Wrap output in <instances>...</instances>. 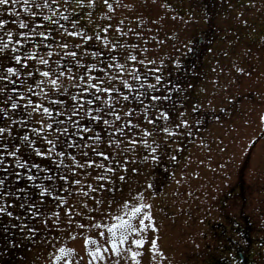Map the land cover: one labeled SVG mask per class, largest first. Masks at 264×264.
Instances as JSON below:
<instances>
[{
	"label": "rangeland",
	"instance_id": "rangeland-1",
	"mask_svg": "<svg viewBox=\"0 0 264 264\" xmlns=\"http://www.w3.org/2000/svg\"><path fill=\"white\" fill-rule=\"evenodd\" d=\"M109 3L113 4L111 10L96 0V7L86 3L82 10L69 15L80 17L85 27L90 25L84 17L101 29L111 25L106 33L97 31L124 45L125 56L134 53L138 59L153 61L148 67L160 70L156 74L162 73L165 78L161 84L172 81L167 85L172 89L168 93L172 99L164 102L169 119L161 121V127L172 128L180 113L189 121L186 128L179 130L180 135L175 139L169 137L170 148L161 146L163 158L159 163L145 158L147 153L138 149L135 158L125 162L127 169L118 171L117 175L123 172L125 179L116 190L101 194L105 202L100 208L111 200L112 214L118 215L117 205L142 192L143 203L151 206L146 211L153 218L145 223H154L155 229L149 227L134 234L136 238L143 236L142 246L133 245L130 235L114 251L108 230L88 227L95 221L79 217H71L74 222L69 225L61 209L59 221L63 231L52 229V235L61 238L46 240L41 230L38 238L26 242L25 253L22 248L8 264H49V253H58L61 246L73 249L72 264H89L90 260L92 264H136V261L209 264L222 257L223 240L231 236L239 239L230 232L226 219L235 220L242 215L254 223L251 229L255 231V239L264 238V228L260 226L264 221V0H109ZM17 11L27 19L28 14L22 9L17 7ZM9 17L15 19L13 14H5V18ZM61 23L66 22L61 18ZM198 46L199 51L195 49ZM150 80L155 83L154 78ZM177 83L179 89L175 87ZM154 94H164V89ZM42 116V112L33 114V120L39 121ZM143 123L151 130L152 125ZM14 131L21 132L22 126ZM163 136L164 133H153L149 139L159 142ZM172 155L175 159L169 160ZM66 198L69 204L80 208L79 197ZM89 204L95 207L91 201ZM89 215L101 219L99 214ZM1 218L2 223L8 222L7 217ZM77 219L79 224L75 222ZM36 224L40 226L39 219ZM101 231L103 237L99 235ZM89 237L91 241L85 244ZM153 239L159 251L151 250ZM17 241L20 246L21 241ZM97 246L101 247L103 258H93L89 252ZM128 248L138 250L140 255L133 258ZM261 250L264 252V247ZM67 258L62 257L59 264H64ZM250 264H264V260L252 253Z\"/></svg>",
	"mask_w": 264,
	"mask_h": 264
},
{
	"label": "snow or ice",
	"instance_id": "snow-or-ice-1",
	"mask_svg": "<svg viewBox=\"0 0 264 264\" xmlns=\"http://www.w3.org/2000/svg\"><path fill=\"white\" fill-rule=\"evenodd\" d=\"M101 2L113 9L109 0ZM86 3L96 7V0H0V6H5L0 7V217L8 218L0 227L5 232L10 228L27 232L29 238L43 230L46 240H59L52 229L63 231L59 221L62 209L69 225L74 222L71 217H79L95 221L88 227L108 230L109 243L118 251L117 246L125 244L130 235L133 245L145 243L143 236L134 234L155 229L154 223H145L153 220L146 211L151 206L143 203L142 192H136L134 198L117 205L119 214L113 215V201L100 208L105 202L101 194L116 190L125 179L118 171L127 169L125 162L135 158L138 149L147 153L145 158L159 163L161 146L170 148L169 137L175 139L189 121L180 113L172 128L160 126L169 119L164 102L172 99L168 94L172 89L167 87L172 81L161 84L165 78L156 74L160 70L148 67L153 61L138 59L134 53L125 56L124 45L97 31L106 33L111 25L101 29L84 17L90 25L85 27L80 17L69 15ZM17 7L28 14L27 19ZM5 14H13L15 19L5 18ZM61 18L66 23H61ZM161 88L164 94H154ZM41 112L42 118L34 121L33 114ZM144 121L152 125L151 130ZM21 126V132L14 131ZM153 133H164L162 141L150 140ZM24 148L27 151H21ZM67 196L79 197L80 208L69 204ZM89 201L95 207H90ZM15 208L22 210V215L14 212ZM89 213L99 214L101 219ZM75 222L79 224V219ZM99 235L103 237L104 231ZM127 250L133 258L140 255L138 250ZM151 250L159 251L155 239ZM72 252V248L61 246L58 253H49V264H59L65 256L64 264H72ZM89 252L93 258H103L99 246Z\"/></svg>",
	"mask_w": 264,
	"mask_h": 264
},
{
	"label": "flooded vegetation",
	"instance_id": "flooded-vegetation-1",
	"mask_svg": "<svg viewBox=\"0 0 264 264\" xmlns=\"http://www.w3.org/2000/svg\"><path fill=\"white\" fill-rule=\"evenodd\" d=\"M197 51H199L200 47L195 48ZM262 222V221H261ZM252 221L241 217L240 219H236L229 222V226H231L234 229V233L237 235H243L244 233H248L245 230V227L250 226ZM232 230V229H231ZM255 243L257 245L255 246ZM264 246V239H259L256 241V239L251 240L249 244L245 243H228L226 245H223L221 247V250L228 255L227 262H223L222 264H250V255L257 251L259 248H262ZM259 252V251H258Z\"/></svg>",
	"mask_w": 264,
	"mask_h": 264
},
{
	"label": "trees",
	"instance_id": "trees-1",
	"mask_svg": "<svg viewBox=\"0 0 264 264\" xmlns=\"http://www.w3.org/2000/svg\"><path fill=\"white\" fill-rule=\"evenodd\" d=\"M46 183L51 184L52 182L46 181ZM13 211L22 215V210H20L19 208H15L13 209ZM1 220L4 221L0 217V225H5ZM15 223H17V221H15ZM35 236H37L38 238V233L29 238L27 232L21 230L19 231L18 229L14 228H10L8 232H5L3 227H0V264H8L10 262V259L11 261L13 259H16V256L18 255L17 252H22V250L26 247V242L29 243V241L32 240ZM18 239L21 241L20 246L17 241ZM25 251L26 249L23 250V253H25ZM222 261L223 260L217 258L216 260H213L212 264H222Z\"/></svg>",
	"mask_w": 264,
	"mask_h": 264
}]
</instances>
